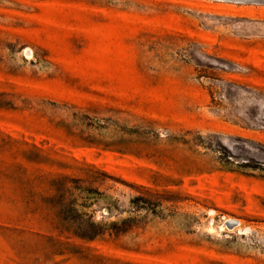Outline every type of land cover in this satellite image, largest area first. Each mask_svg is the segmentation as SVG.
<instances>
[{"label":"rangeland","instance_id":"374dc122","mask_svg":"<svg viewBox=\"0 0 264 264\" xmlns=\"http://www.w3.org/2000/svg\"><path fill=\"white\" fill-rule=\"evenodd\" d=\"M0 264H264V0H0Z\"/></svg>","mask_w":264,"mask_h":264},{"label":"trees","instance_id":"16d2710c","mask_svg":"<svg viewBox=\"0 0 264 264\" xmlns=\"http://www.w3.org/2000/svg\"><path fill=\"white\" fill-rule=\"evenodd\" d=\"M66 178V177H63ZM125 223V220L122 221ZM105 223L102 222H85L83 224H80V227H78V231L76 232V235L79 237L86 239V240H94L97 237L103 235L106 232ZM111 226H116L117 222L110 223ZM68 232H71V229H66Z\"/></svg>","mask_w":264,"mask_h":264},{"label":"water","instance_id":"95a60500","mask_svg":"<svg viewBox=\"0 0 264 264\" xmlns=\"http://www.w3.org/2000/svg\"><path fill=\"white\" fill-rule=\"evenodd\" d=\"M236 1H249V0H236Z\"/></svg>","mask_w":264,"mask_h":264}]
</instances>
